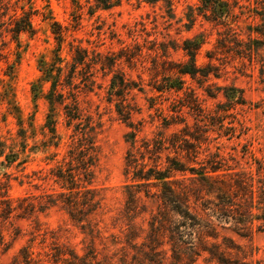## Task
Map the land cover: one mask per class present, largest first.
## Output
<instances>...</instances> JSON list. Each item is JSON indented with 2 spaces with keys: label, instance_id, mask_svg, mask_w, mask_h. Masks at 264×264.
Masks as SVG:
<instances>
[{
  "label": "rangeland",
  "instance_id": "1",
  "mask_svg": "<svg viewBox=\"0 0 264 264\" xmlns=\"http://www.w3.org/2000/svg\"><path fill=\"white\" fill-rule=\"evenodd\" d=\"M1 1L6 6L0 7V161H3L0 163V197H38L61 190L50 178V169L56 163L48 159L41 145L46 139L43 131L48 102L43 97L35 98L32 91V83L41 74L39 58L42 55L50 57L58 46L52 25L55 21L66 35L63 55L71 59L69 43L81 40L91 50L89 58L99 57L101 61L93 73L85 69L83 79H75V82H80L81 86L77 91L80 108L85 116L92 117L95 126L100 156L93 185L101 189L105 197V213L95 216L94 221H100L106 234L120 232L118 225L123 220L114 217L123 219V190L130 182L125 174L126 154L130 148L126 135L132 129L119 117L115 104L118 101L134 109L136 148L142 149L147 139L176 131L182 133V129H186V132L201 137V157L220 149L229 167L264 178V50L255 52L251 60L243 58L239 47L244 44L237 38L229 49L217 48L222 27L199 15L192 28L187 29L186 13L190 6L198 5L199 0H170L174 11L172 17L167 0L156 3L125 0L120 6L98 10L92 16L88 13L89 0H32L29 4L26 0ZM24 4L26 9L32 5L36 11L34 32L23 31L16 39L9 32L13 23L10 16L14 13L21 16ZM78 4L83 5L81 10ZM234 4L236 17L242 14L244 1L238 0ZM238 20L242 25H248L245 19ZM197 34H202L205 39L197 55L198 65L206 66L212 61L217 76L213 73L209 77L199 74L196 78L184 75L181 90L159 92L152 88V84L162 81L164 74L177 77L171 63L186 59L181 48L183 41ZM242 38L246 40L247 34L244 33ZM209 53L214 55L213 60ZM114 73L132 83L133 88L126 93V99L111 98L110 83ZM224 86L241 88L246 103L225 110L222 105L226 102ZM14 105L19 107L24 119L26 139L19 134L22 126ZM59 112L58 129L63 139L58 158H61L71 141L73 128L66 126L63 109ZM24 142L28 156L21 154L13 163H7L6 155L21 148ZM25 157L27 160L24 161ZM141 205L148 211L142 214L144 218L156 209V203L146 198L142 199ZM34 217L38 223L17 217L0 223V231L4 234V240L0 242V264H13L20 249L30 243L28 239L35 224L48 232L45 242L41 236L36 240L34 249L38 259H47L45 252L58 245H69L82 252L90 243V238L60 205ZM135 222L138 227H147L142 218ZM255 223L259 224L261 220ZM221 234L232 238L242 251L230 256L249 264H264V231L258 230L257 226L248 236H240L230 228H222ZM95 242L101 249L103 241L97 238ZM169 257L168 253L165 264H172ZM205 262L201 257L194 264Z\"/></svg>",
  "mask_w": 264,
  "mask_h": 264
},
{
  "label": "trees",
  "instance_id": "2",
  "mask_svg": "<svg viewBox=\"0 0 264 264\" xmlns=\"http://www.w3.org/2000/svg\"><path fill=\"white\" fill-rule=\"evenodd\" d=\"M123 1L125 0H89L88 13L92 16L98 10L120 6ZM146 1L156 3L160 0ZM167 1L172 17V2ZM199 1L198 5L190 6L186 13L187 29L192 28L196 15H199L222 27L218 33L217 48L229 49L237 38L244 44L239 47L243 58L251 60L255 52L264 50V0H242L243 15L236 17L234 2L238 3V0ZM31 2L32 0H26L28 4ZM1 6H6V3L0 0ZM78 7L81 10L83 5L78 4ZM22 9L21 16L17 13L10 16L13 23L9 32L16 39L23 31L34 32L33 15L36 11L32 5L26 9L24 4ZM238 18L245 19L248 25H242ZM52 25L58 46L50 57L42 55L39 58L38 68L41 74L32 83V91L35 98L43 97L48 102L43 131L46 139L41 145L48 154V159L56 163L50 169V178L60 185L61 190L38 197L28 195L17 199L2 195L0 223L16 217L32 219L38 223L34 217L37 213L60 205L90 238V243L82 252L69 245L63 246L65 244L55 246L45 252L47 259L43 261L36 257L34 246L39 236L45 242L48 232L35 224L28 239L30 243L20 249L13 264H165L168 253L172 264H194L201 257L206 260L204 264H249L230 256L242 251L232 238L221 234V229L230 228L240 236L250 235L256 226L258 230L264 231V178L229 167L220 149L201 157V137L186 132V129H182V133L176 131L156 139H147L142 149L136 148L137 127L132 120L134 109L127 107L122 101L115 103L117 113L132 129L126 135L130 148L126 154L125 174L130 182L124 185L123 190V219L114 217L116 220H123V223L118 225L119 233L106 234L107 230L101 227L100 221H94L95 216L105 213V197L101 189L93 185L100 151L92 117L85 116L80 108L77 91L81 86L75 79H83L84 70H94L101 61L99 57L89 58L91 50L81 40L69 43L71 59L67 58L62 53L66 41L65 32L58 27L56 21ZM244 33L247 34L246 40L242 38ZM204 43L202 34L186 38L181 47L186 59L171 63L177 77L164 74L162 81L152 84V88L159 92L181 90L184 75L196 78L199 74L209 77L213 73L217 76L213 72L212 61L206 66L198 65L197 55ZM208 56L213 60L214 55L209 53ZM103 67L108 66L105 64ZM110 87L112 100L114 96L123 99L133 88L132 83L118 73L113 74ZM222 90L226 98V102L222 103L225 110L246 103L241 88L224 86ZM14 106L17 108L16 117L22 126L19 134L26 139L24 119L19 107ZM59 109L64 111L66 126L73 128L71 141L61 158H58V148L63 139L58 129ZM168 124L171 125L170 122ZM26 152L24 142L21 148L6 155L7 163H13ZM144 198L156 203V209L149 211L148 218L142 217L143 213L148 212L141 205ZM138 218L147 222L146 228L136 225ZM256 220H261V223L256 224ZM17 233L18 231L15 232ZM97 238L103 241L101 249L96 245ZM3 240L4 234L0 231V242Z\"/></svg>",
  "mask_w": 264,
  "mask_h": 264
}]
</instances>
